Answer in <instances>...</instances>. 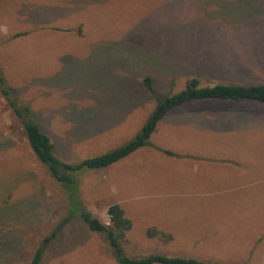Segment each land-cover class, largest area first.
<instances>
[{"label": "rangeland", "instance_id": "1", "mask_svg": "<svg viewBox=\"0 0 264 264\" xmlns=\"http://www.w3.org/2000/svg\"><path fill=\"white\" fill-rule=\"evenodd\" d=\"M0 70L66 161L143 126L160 93L264 82V0H0ZM164 150L171 151L172 154ZM87 209L132 220L123 244L150 253L264 264V103L172 109L151 145L81 176ZM63 189L0 93V264H119L105 236L67 217ZM150 228L169 235L152 238Z\"/></svg>", "mask_w": 264, "mask_h": 264}, {"label": "trees", "instance_id": "2", "mask_svg": "<svg viewBox=\"0 0 264 264\" xmlns=\"http://www.w3.org/2000/svg\"><path fill=\"white\" fill-rule=\"evenodd\" d=\"M143 82L155 101V107L136 135L104 153L91 155L78 161H66L58 156L54 140L43 130L31 105L21 98L19 91L8 83L7 78L0 70V93L21 122L28 143L38 160L46 166L63 189L67 201V217L79 219L89 230L103 234L113 249L119 264H236L157 252L143 256L128 255L123 240L132 228V220L126 215L120 203H112L108 206V222L93 215L87 209L81 196V176L88 170L107 168L139 149L151 145V137L162 119L172 109L185 103L210 99L255 100L264 103V82L254 84L218 82L204 85L198 77L194 76L187 81L183 89L168 94L160 93L155 89L154 79L150 76L145 77ZM164 151L173 155L171 151ZM57 232L54 230L50 236L44 239L43 245L37 249L30 264H40L44 244L51 241ZM147 234L152 238H169V235L157 228H150Z\"/></svg>", "mask_w": 264, "mask_h": 264}]
</instances>
